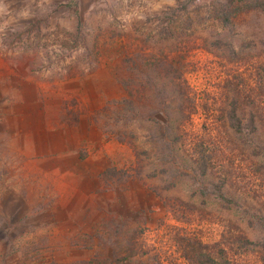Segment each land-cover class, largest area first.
<instances>
[{
    "label": "rangeland",
    "instance_id": "1",
    "mask_svg": "<svg viewBox=\"0 0 264 264\" xmlns=\"http://www.w3.org/2000/svg\"><path fill=\"white\" fill-rule=\"evenodd\" d=\"M9 1L19 8L0 15V26H7L0 30V57L9 66L0 65V171L8 178L25 170L26 177L20 178L29 189L20 191L23 197L17 200L32 221L23 224L26 239L10 240L18 251L11 264H188L172 238L179 228L196 233L228 264H264V122L254 136L257 149L243 143V149L234 152L233 141L219 139L224 130L221 133L218 117L222 85L227 78L236 81L234 76L260 95L264 112V11L249 10L241 0H78V9L68 11L60 4L69 0ZM218 3L233 4L230 24L219 20ZM236 3L241 5L237 8ZM56 6L51 20L42 19L39 26L58 28L42 30L40 51L30 58L45 65L57 60L56 35L76 28L77 10L83 25L92 29L91 45L97 33L105 31L99 41L100 64L88 76L58 78L47 70L33 74L10 58L7 34L15 26L23 30L36 16L46 19ZM171 8L182 17L168 25L184 26L189 17L191 35L181 44L156 35L160 43L153 51L180 66L197 96L199 108L188 130H206L209 136L219 129L205 139H217L227 148L211 172L212 182L226 181L224 198L212 182H199L190 170L157 172L162 163L156 152L148 150L141 161L131 146L105 135L93 121L107 103L126 95L118 82L121 59L134 44L154 36L158 16ZM239 8L249 11L234 15ZM119 28L125 31L122 37L113 34ZM219 36L242 53L234 57L230 51L226 55L205 47ZM44 45L56 52L45 53ZM176 45L182 47L174 49ZM206 101L210 112L202 108ZM139 146L146 148L144 143ZM109 168L116 169L117 177L123 172L130 177L106 183L101 177ZM165 202L193 205L183 206L190 217L177 219ZM240 235L247 238L245 244L237 241Z\"/></svg>",
    "mask_w": 264,
    "mask_h": 264
},
{
    "label": "trees",
    "instance_id": "2",
    "mask_svg": "<svg viewBox=\"0 0 264 264\" xmlns=\"http://www.w3.org/2000/svg\"><path fill=\"white\" fill-rule=\"evenodd\" d=\"M73 1L69 0L65 4H60V6L66 7L67 11L72 7L78 9V0ZM241 2L246 3L249 10L261 9L264 11V0H241ZM57 4L55 3V5ZM217 5L219 20L225 25L230 24L229 14L233 11V4L218 3ZM236 5L238 8L241 4L236 3ZM60 6L52 9L46 19L41 18V20H38L36 16L35 19L27 22V26H23L25 27L23 30H18L16 27L20 26H15L12 32L7 34L9 39L6 46L12 48L10 58L13 63L25 64L29 67V72L33 74L38 70H47L58 78L88 76L100 64L99 41L105 31L101 29L91 45L92 29L83 25L82 18L77 10L74 11L77 18L76 28L56 35L60 42L57 44L58 51H60L57 54V60L47 62L45 65L43 62H36L30 58L32 53H38L42 30L47 28V31L58 28V26H45L42 28L43 26L39 25L42 19L45 20L43 22H49L52 18L51 14L57 12ZM188 6L189 4L185 5L184 8L188 9ZM249 10L239 8L235 10L237 12L234 15ZM183 11L186 12L187 10ZM179 16L182 17L177 13L176 8L163 12L158 16L161 21L159 22L160 26H156L154 36L150 35V37L148 36L143 40V43L134 44L133 51L123 56L121 59L122 72L118 76V82L126 95L121 99L107 103L103 109L96 112L93 121L105 135L114 137L117 141L131 146L135 150L137 158L141 161L142 154H146L148 150L156 152L159 155L160 163H162L155 168L158 169L157 172L164 173L167 172L168 168L178 167L190 170L195 179L201 183H207L212 182L211 172H213L215 161L218 159L220 162L223 160L224 154L227 153L226 145H218L217 139H205L211 135H216L219 129L209 136H207L206 130H204V134H194L191 130H188L187 124L199 108L197 96L180 66L169 61L163 54L153 51L160 43L159 38L156 39V35L173 37L180 44L186 34L191 35V32H187L188 28L193 27L190 26L189 17L186 18L187 22L184 26H173V29L172 26L168 25L178 21ZM49 34L51 33H47L45 36L47 37ZM113 34L122 37L125 31L119 28L114 30ZM225 42L227 41H224V37L219 36V38L209 42V46L205 47L226 55H229L226 52L230 51L234 57H238L242 53V49L236 51L233 45L227 46ZM227 43L231 44V41L229 40ZM180 47L182 46L177 47L176 45L174 49H180ZM41 48H46L45 53L51 55L57 49H48L46 45L41 46ZM74 55H77V57H74ZM68 57H70L69 60H67ZM36 65H40L44 69L36 67ZM234 78L236 81L227 78L222 85L224 92L222 97L223 107L219 110L218 117L223 122L220 131L221 133L224 131L222 135H219V139L224 141L225 144L224 138L228 139L230 143L233 141L232 144H236V147H233L234 152L237 149H243V143L255 151L257 146L254 136L264 122V112H262V104L259 100L260 95L253 93L254 89L247 88L240 76H234ZM202 108L208 112L213 110L211 109V103L207 101L202 104ZM231 133L235 138L234 140L230 136ZM140 143H144L146 148L139 146ZM140 175V169H137V176L140 177ZM129 177L126 172L117 177L116 169L109 168L101 178L106 183L112 184L117 181L116 178L126 181ZM225 182L223 180L220 184L212 182V185L221 191L220 194L223 198ZM152 190L159 193L155 188H152ZM201 192L204 193L203 190ZM165 205L169 206L171 213L181 220L190 217L187 216V210L183 206L190 208L193 206L183 202H165ZM262 218L264 219V216ZM172 238L180 255L188 264H228L225 259L216 258L212 254V246L203 243L199 236L190 232L188 228H179L177 232L173 233ZM236 239L240 243L247 240L244 235H240ZM130 258L131 261L135 260V253H131ZM116 260L120 261V258L116 256Z\"/></svg>",
    "mask_w": 264,
    "mask_h": 264
},
{
    "label": "crops",
    "instance_id": "3",
    "mask_svg": "<svg viewBox=\"0 0 264 264\" xmlns=\"http://www.w3.org/2000/svg\"><path fill=\"white\" fill-rule=\"evenodd\" d=\"M18 8L12 5L9 0H0V15L5 12L15 13ZM6 27L0 26V30ZM0 65L9 68L7 62L2 57H0ZM20 176L26 177L25 170L18 174L15 171L8 178L0 171V264H11L12 257L13 260H16L15 256L18 251L15 252L13 250L10 240L18 237H20L18 239L22 238L21 240L26 239L25 226L23 224L30 226L32 223L30 217L22 214L24 211L22 210L23 206L21 201L17 200L18 196L23 197L20 191L29 189L26 182H21ZM44 212L42 211V213ZM17 216H19L18 219ZM29 237L27 236V238ZM23 246L26 248L25 245ZM24 251L26 252V249L22 248L21 253H25Z\"/></svg>",
    "mask_w": 264,
    "mask_h": 264
}]
</instances>
